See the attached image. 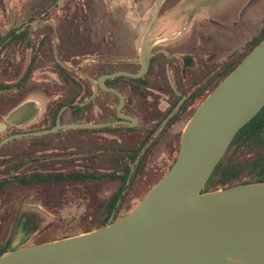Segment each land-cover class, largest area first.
<instances>
[{
  "label": "water",
  "instance_id": "water-1",
  "mask_svg": "<svg viewBox=\"0 0 264 264\" xmlns=\"http://www.w3.org/2000/svg\"><path fill=\"white\" fill-rule=\"evenodd\" d=\"M163 2L158 0L143 39L144 69L102 74L97 82L87 77L94 88L90 100L98 87L121 97L119 117H123L120 109L124 100L117 90L107 88L105 81L119 75H143L146 39L158 22ZM263 107L264 38L195 109L184 127L175 162L127 215L85 233L29 247L20 246L23 239L18 233L11 250L0 255V264H264V181L203 192L238 131ZM65 108L60 109L53 127L9 134L0 139V147L63 129L105 126L61 124L60 114ZM29 111V104H23L0 121V136L10 125L24 120Z\"/></svg>",
  "mask_w": 264,
  "mask_h": 264
},
{
  "label": "rangeland",
  "instance_id": "rangeland-1",
  "mask_svg": "<svg viewBox=\"0 0 264 264\" xmlns=\"http://www.w3.org/2000/svg\"><path fill=\"white\" fill-rule=\"evenodd\" d=\"M157 3L158 0H62L59 8L53 11L54 0H0V37L26 24L30 25L29 32L32 35L31 47L23 42H8L0 47V85L4 88L0 90V121L6 120L19 106L29 104L27 117L10 125L11 130L15 133L32 132L49 125L47 110L62 92V84L51 63V46L56 45L58 61L67 62L68 66L80 72L83 66L92 68L97 61L101 63L104 34L118 33L122 28L134 34L139 24L143 26L144 32L151 23ZM184 5V16L195 14L199 17V14L205 13L216 22L207 21L205 37L214 34L212 28L216 30V35L220 31L217 49L221 50L222 59L234 49L232 45L236 47L234 54L241 52L250 39L258 34L264 20V0H185L183 4L179 0H165L159 15L161 21H182L179 10ZM48 9L51 14L47 20L51 21L52 26L48 24L45 28L36 29L38 21L35 20ZM232 23L235 33L230 27ZM53 25H57L58 36L52 33ZM225 25L227 28H224ZM140 32L141 29H138L135 34ZM41 35H45L44 46L39 42ZM206 48L212 50L213 43L206 45ZM31 59H35L33 73L25 85L18 87ZM65 117L68 122L69 118L67 115ZM73 130L75 132L64 131L51 138L24 137V140L10 144L0 152V178L15 176L12 165L21 153L49 158L43 160L55 172L63 170L68 173L84 168V164L91 160V156L85 157L82 150L86 142L83 134L87 133L78 131L80 129ZM7 134L8 131L0 139ZM88 144L96 143L90 139ZM50 150H58L63 155L48 157ZM73 151H78V155L71 156L69 153ZM90 169L95 171L93 167ZM163 175L164 172L156 170L144 172L128 190L121 212L134 209ZM116 189L115 181L102 180L33 188L9 187L8 191L0 195V241L10 235L13 241L19 233L23 239L21 244L24 242L29 246L94 230L98 219L102 218L104 202Z\"/></svg>",
  "mask_w": 264,
  "mask_h": 264
},
{
  "label": "flooded vegetation",
  "instance_id": "flooded-vegetation-1",
  "mask_svg": "<svg viewBox=\"0 0 264 264\" xmlns=\"http://www.w3.org/2000/svg\"><path fill=\"white\" fill-rule=\"evenodd\" d=\"M179 2L183 4L185 0ZM185 7L186 5L181 7V11L179 10L182 21L162 22L159 12L158 22L146 39V69L142 76L130 78L119 75L106 79L107 88H114L122 95L124 105L120 111L123 117L117 116L121 97L115 94L117 98L113 101L108 95L112 92L98 87L102 93L97 105V123L105 126L96 128L97 132L84 131L87 134H83L86 142L84 141L82 150L85 157L91 156L88 164H92L93 160L99 164L106 158L105 153L119 149L125 151L129 159L135 153L137 158L131 167L137 166L143 172L149 170L165 172L175 162L185 125L207 94L218 85L221 74L228 64L235 61L236 55L234 54L236 47L232 45L231 48L234 49L222 59V52L217 49L220 31L216 35V30L212 28L214 34L205 37L207 21L216 22L211 20L210 15H204L205 13L199 14V17L195 14L186 17ZM49 10L44 11L41 17L35 20L38 21L35 25L36 29L51 24V21L47 20L48 14L51 13ZM137 22L141 23L140 20ZM151 23L144 32L141 24L136 25L139 28L135 29V33L141 29L139 34L127 33L126 28H120L121 31L118 33L106 32L101 50L100 71L106 75L117 71L137 73L144 69L141 51L145 33ZM220 25L222 24L218 26ZM53 26L52 33L58 36L57 25ZM230 27L235 33L234 23ZM224 28H227L226 25ZM29 29L30 25L26 24L20 30H24L30 36ZM41 36L39 42L45 35ZM28 43L32 44L31 40ZM211 43L214 48L207 50L206 45ZM0 47H3L1 43ZM55 49L56 45L53 48L54 52ZM90 97L83 104L87 107L88 115L92 109L89 104L95 99L94 97L90 100ZM118 121L119 123L114 124ZM89 138L95 140L96 144H88ZM94 146L98 148L97 153L88 154ZM156 156L158 158L154 160ZM170 157L175 158L170 159Z\"/></svg>",
  "mask_w": 264,
  "mask_h": 264
},
{
  "label": "trees",
  "instance_id": "trees-1",
  "mask_svg": "<svg viewBox=\"0 0 264 264\" xmlns=\"http://www.w3.org/2000/svg\"><path fill=\"white\" fill-rule=\"evenodd\" d=\"M56 2L57 0H54V4ZM262 23L263 24L258 34L252 37L250 41L245 45L244 49L235 56V61L228 64L226 70L220 76V81L218 85L222 82L224 77L229 74L230 71L235 69V67L241 62V60L262 41V39L264 38V20ZM20 29L21 28H19V30ZM8 37L10 38L6 40V38ZM0 39V43L3 46H5L6 43L10 42L11 40H13L14 43L23 42L28 47H31L32 45L28 43L31 40V36H28L26 32H24V30H13L7 35L0 37ZM45 41L43 39L40 44L44 46ZM54 45L55 44H53L50 49V53L52 54L51 63L54 64L56 69V75L62 84L60 86L62 92L59 95V98L53 104H51L47 110L49 125H47L45 128H51L54 126L57 115L63 106H67L68 108H65L61 111L60 123H97V105H99V100L102 93L101 89H98V93L96 94L95 99L92 100L89 104V106L92 107V109L89 111L90 115L87 114V107L85 105L76 107L74 109L70 107L84 102L91 96L93 88L92 84L90 83L87 77L97 80L98 77L103 74L100 71L102 63L97 61V63H95L96 65H94V67L92 68L91 66L90 68L88 66H83L81 68V71L83 72V74L86 75L83 76L81 75L79 69L68 66L67 62L58 61V56L56 55V52L53 51ZM34 62L35 59H31L28 66H26L25 71L17 84L18 87H20L21 85H25L30 76L32 75L35 66ZM2 89L4 88L0 85V90ZM108 95L113 101H115L117 98L116 95L113 93H108ZM111 112L113 113V110ZM66 115L69 118L68 122L66 121ZM11 129L12 128L9 126L7 135L15 134V132H13ZM64 131H66V133L75 132V130L73 129H63L55 134L43 136L40 139H43L45 137L51 138L54 136H59ZM78 131L97 132V129H80ZM20 140H24V138L3 145L2 147H0V152L10 144L18 142ZM97 150L98 148L94 146L91 150L88 151V154L97 153ZM54 151L55 152L51 151V154H49L50 156L48 157H58L60 155H63L58 153V150ZM76 152L78 151H73L69 154H71V156L78 155V153ZM124 152L125 151H121V149H119L115 150L114 152L105 153L106 158L104 160L102 159L99 164H97V162L93 160L92 164H84V168H79L75 171H70L68 173H65L63 170H57L58 172H55L54 170L51 171L48 168V162L43 160L47 159V157L38 158L32 157L26 153H21L17 156L16 162L12 165V169L15 173V176L0 178V195L3 194V192L8 191L9 187L11 188L13 186H18L20 188H33L42 185H71L82 182L86 183L88 181H115L117 184V189L112 194V196L108 197V199L104 202L103 213L101 215L102 218L98 219V222L95 224L94 228L96 229L99 227H103L104 225L113 222L117 218L125 216L130 212H121L123 201L127 196L128 190H130L134 186L136 180L140 178L144 173L143 170L139 169L137 166L131 167L133 161L136 160L137 155L134 153L129 159L128 155ZM79 154L82 153L80 152ZM91 167H93L95 171H91ZM170 167L171 165L164 172V175L169 171ZM263 181L264 107L260 109L259 112L238 131L231 144L227 147L222 159L215 166L208 181L205 182L203 192L216 191L219 189H225L230 186L232 187L239 184H250ZM91 230H87L85 232ZM35 231L36 230L34 229L33 232ZM62 237L65 238L69 236H61L60 238ZM12 238L13 236L10 235L5 240H1L0 255L7 250H11L10 245ZM26 240L28 241V239ZM53 240L56 239H48L44 241L49 242ZM20 246H27V244L23 242Z\"/></svg>",
  "mask_w": 264,
  "mask_h": 264
}]
</instances>
